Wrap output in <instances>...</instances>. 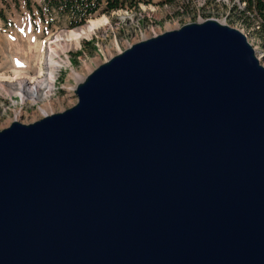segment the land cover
Here are the masks:
<instances>
[{
	"label": "water",
	"instance_id": "water-1",
	"mask_svg": "<svg viewBox=\"0 0 264 264\" xmlns=\"http://www.w3.org/2000/svg\"><path fill=\"white\" fill-rule=\"evenodd\" d=\"M74 92L0 129V264H264V65L240 30L142 39Z\"/></svg>",
	"mask_w": 264,
	"mask_h": 264
},
{
	"label": "rangeland",
	"instance_id": "rangeland-1",
	"mask_svg": "<svg viewBox=\"0 0 264 264\" xmlns=\"http://www.w3.org/2000/svg\"><path fill=\"white\" fill-rule=\"evenodd\" d=\"M162 1H140L133 8L126 7L108 13L96 12L80 27L70 29L67 28L66 18L47 13L44 9L41 14L36 6L41 4V0H32L30 6L25 0H18V3L14 0H0V77L11 78L14 72L33 76L37 70L39 55L42 50L47 51L48 40H54L56 37L64 39L69 31L79 30L89 20L103 17H106L107 21L97 27L89 37L79 39L77 48L67 50L66 55L60 54V60L69 59L70 67L60 61L61 67L57 72L55 90L51 98L54 101L62 99V103L61 107L54 103L51 113L74 105L77 102L75 86L102 62L135 42L177 29L190 22L214 19L240 30L254 48L260 64L264 65V45L257 32L259 21L255 13L247 10L246 4L241 0H175L172 3ZM16 60L19 65L14 67ZM70 68H73L78 76L70 77ZM2 82L6 86L11 83ZM67 84L72 85L69 91L66 90ZM14 96L0 93V129L13 121V110L20 107L22 115L17 120L19 122L31 123L44 116L37 111V106L22 104L21 98Z\"/></svg>",
	"mask_w": 264,
	"mask_h": 264
},
{
	"label": "bare ground",
	"instance_id": "bare-ground-1",
	"mask_svg": "<svg viewBox=\"0 0 264 264\" xmlns=\"http://www.w3.org/2000/svg\"><path fill=\"white\" fill-rule=\"evenodd\" d=\"M106 21V17L96 20H89L84 26L79 28V30L69 31L67 37L64 39L56 37L54 40H48L46 44L49 46L46 52H43L42 50V54L39 55V62L35 74L30 76L27 73L24 74L21 72H14V76L11 78H6L3 76L0 77V93H4L8 96H19L22 100V104L29 103L31 105L37 106V111L41 115L50 114L53 111L54 103L61 107L62 99H57L54 101L51 97L55 90L57 72L61 67L60 61L65 66L69 67L70 61L68 58L60 60V54L64 55L67 50L77 48L79 39L89 37L97 27L101 26ZM147 36L148 35H146V37ZM14 65H19L18 60L15 61ZM43 69H45V71ZM69 76L76 77L78 76V73L75 72L73 68H70ZM2 81H8L11 83H9L10 85L6 86V84H4ZM66 86L67 91L71 90L69 87H72V85L67 84ZM13 112V121L19 120L20 116L22 115V108L20 107L14 109Z\"/></svg>",
	"mask_w": 264,
	"mask_h": 264
},
{
	"label": "trees",
	"instance_id": "trees-1",
	"mask_svg": "<svg viewBox=\"0 0 264 264\" xmlns=\"http://www.w3.org/2000/svg\"><path fill=\"white\" fill-rule=\"evenodd\" d=\"M18 3V0H14ZM30 6L32 0H25ZM140 1L150 2V0H42V5H36L43 14V9L47 13L57 12L59 17L68 16V27L80 26L92 17L96 12L108 13L121 8H133ZM175 0H163L165 3H172ZM246 4L249 11L255 13L259 21L257 32L264 45V0H241Z\"/></svg>",
	"mask_w": 264,
	"mask_h": 264
},
{
	"label": "built area",
	"instance_id": "built-area-1",
	"mask_svg": "<svg viewBox=\"0 0 264 264\" xmlns=\"http://www.w3.org/2000/svg\"><path fill=\"white\" fill-rule=\"evenodd\" d=\"M19 97V96H18Z\"/></svg>",
	"mask_w": 264,
	"mask_h": 264
}]
</instances>
